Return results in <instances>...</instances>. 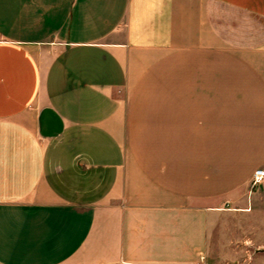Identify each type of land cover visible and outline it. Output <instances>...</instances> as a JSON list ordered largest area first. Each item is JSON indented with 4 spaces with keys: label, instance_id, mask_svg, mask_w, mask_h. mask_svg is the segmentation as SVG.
<instances>
[{
    "label": "crops",
    "instance_id": "1",
    "mask_svg": "<svg viewBox=\"0 0 264 264\" xmlns=\"http://www.w3.org/2000/svg\"><path fill=\"white\" fill-rule=\"evenodd\" d=\"M261 169L264 0H0V264L249 262Z\"/></svg>",
    "mask_w": 264,
    "mask_h": 264
},
{
    "label": "rangeland",
    "instance_id": "2",
    "mask_svg": "<svg viewBox=\"0 0 264 264\" xmlns=\"http://www.w3.org/2000/svg\"><path fill=\"white\" fill-rule=\"evenodd\" d=\"M256 219H257V221L260 220V223H261L262 227L264 228V215H257ZM258 238H259L258 241L262 245L260 246L259 249H256L255 256L253 258H251L249 260V262H247V260H246L242 264H264V252H261L262 250H264V230H263V234ZM259 242H257V244H256L257 248L259 247L258 245H260V244H258ZM258 251H260V253H257ZM231 263H232V261H231Z\"/></svg>",
    "mask_w": 264,
    "mask_h": 264
},
{
    "label": "built area",
    "instance_id": "3",
    "mask_svg": "<svg viewBox=\"0 0 264 264\" xmlns=\"http://www.w3.org/2000/svg\"><path fill=\"white\" fill-rule=\"evenodd\" d=\"M264 184V170H258L255 172L251 188L252 190H256Z\"/></svg>",
    "mask_w": 264,
    "mask_h": 264
}]
</instances>
